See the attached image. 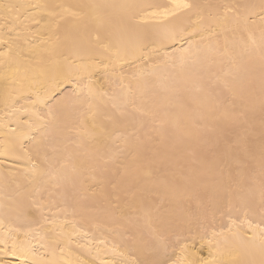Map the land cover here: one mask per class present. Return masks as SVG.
I'll return each instance as SVG.
<instances>
[{
  "label": "snow or ice",
  "instance_id": "snow-or-ice-1",
  "mask_svg": "<svg viewBox=\"0 0 264 264\" xmlns=\"http://www.w3.org/2000/svg\"><path fill=\"white\" fill-rule=\"evenodd\" d=\"M18 7L14 4L0 5V19L6 25L12 23L10 30H15L14 21L19 18ZM30 7L44 11L49 18L46 23L51 25L56 42L61 39L68 42L77 56L83 54L91 60L100 55L108 59L111 63L104 64L105 71L110 70L113 76L119 74L120 87L126 90L125 102L113 103L112 111L104 112L94 103V98L97 95L106 96L108 93L98 92L91 80L82 84V78L77 79L71 90L65 92L57 102L61 107L49 108L47 120L57 128L75 125L68 128L69 133L75 135L65 137L63 150L66 155L60 169L53 172L54 178L71 182L86 173L94 181L87 185L92 190L93 197L105 196V189L110 185L116 200H120L119 193L123 192L127 197L124 206L131 207L133 213L142 214L135 219L127 218L133 226L127 238L139 253L130 264H195V260H172L168 255L174 230L193 212H202L206 199H212L217 204L227 201L231 209L233 198L241 192L248 195L246 217L254 209L258 194L259 223L253 224L247 219L243 222L253 230L252 239L256 240L258 237L259 243L253 245L256 252L250 254L251 258L234 259V264H264V0H259L258 5L248 2L235 6L225 5L223 16L211 11L205 15V9L212 6L202 5L196 0H173L170 6L81 3L35 4ZM149 7L162 9L150 13V17L156 21L151 32L144 31V24L137 21V17L145 19L140 16V12ZM101 9L112 11L101 13ZM113 15L117 18L114 25L116 43L101 45L102 51L87 46L85 37L93 29L96 31L94 40L99 44V30L110 22ZM255 15H260L262 22L258 37L247 28L248 21ZM178 18L190 21L191 24L185 26L184 23H172ZM216 24L230 25L233 33H241L239 42H230L225 37L222 48L219 43L216 46L210 45L208 51L211 56L203 60L192 59V63L198 65L199 71L210 72L214 64L222 66L227 62L228 68L223 77L217 76L212 80L211 87L221 88L232 96L240 95L243 91V88L238 90L236 87V82L241 78H245L249 94L259 87L258 132L256 103L252 101H246L239 108L225 110L217 117L212 114L218 111L219 102L205 104L207 116H202L201 119L211 118L217 123L205 126L200 120H193L190 129H182L176 120L168 118L165 101L153 97L136 103L135 100L127 99L138 92L143 95L142 85L147 78L156 75L160 67V64L150 63L154 57L152 51H146L149 44L179 43L180 47L176 51L180 53L179 68L183 70L192 57L193 50H200L199 45L203 40V37L196 40L193 35L199 36L203 31L211 32ZM0 42L8 44L4 35H0ZM175 55V52L169 54L170 57ZM126 58L141 62L131 76H126L122 70ZM100 62L103 63V60ZM170 62L176 66L174 61L168 59L163 63ZM74 68L82 74H89L87 63L73 66L69 62L67 74L55 80L51 88L56 89L60 85L59 91L63 92V85L72 83ZM195 90L205 93L207 101L209 93L202 84L197 83ZM48 95L49 91H46L45 98ZM36 96L33 104L44 102L39 92ZM193 101L201 103L196 97H193ZM24 111L29 109L25 108ZM33 115L40 121L45 120L38 113ZM28 126L29 129L33 127L32 124ZM129 127L130 131H119ZM145 127L148 131L142 136L140 130ZM168 127L177 130L178 143L189 141L187 148L192 157L190 162L183 163L182 158L176 154L177 143L169 144L166 141L164 131ZM24 135L32 139L27 133ZM73 146L75 151L69 150ZM34 147L39 154L40 142L37 141ZM11 149L12 146L5 144L3 154L8 155ZM25 155L29 160L32 159L28 152ZM77 157H84L88 166L78 167L74 163ZM122 157L127 158L126 162H122ZM44 158L47 160L46 154ZM162 167L163 172L160 171ZM142 180H150L151 184L141 185ZM107 211L112 212L114 208ZM138 220L143 222V226L136 223ZM234 224L233 220L228 229L221 228L218 232L213 230L207 241L209 248L212 249L213 244L219 248V237L227 238L228 234L235 236L236 233L232 230ZM180 239L177 235L176 242ZM186 248L187 245H184L182 251ZM199 264L222 262L210 251L209 257H201Z\"/></svg>",
  "mask_w": 264,
  "mask_h": 264
},
{
  "label": "bare ground",
  "instance_id": "bare-ground-1",
  "mask_svg": "<svg viewBox=\"0 0 264 264\" xmlns=\"http://www.w3.org/2000/svg\"><path fill=\"white\" fill-rule=\"evenodd\" d=\"M173 0H0V5L14 4L19 6V18L12 23L5 24L0 19V35L8 40V44L0 42V264H130V261L139 255L136 248L128 240V233L132 230L128 217L135 219L142 215L133 213L131 207H125L127 197L120 192V200L112 195L111 186L105 189V196L91 195L88 184L94 183L85 173L82 177L73 181L58 180L53 177V172L60 169L63 158L66 155L64 148L65 137L69 133V124L65 128H57L47 120L49 108L59 109L60 97L69 92L77 79L82 78V84L92 81L98 92H106L108 95H97L94 103L104 112L112 111V104L125 102V89L120 87L119 74L113 76L105 71L104 64H110L108 59L97 55L89 59L86 55L77 56L72 46L61 39L55 41L52 35L51 25L46 23L48 17L41 9H35L30 5L35 4H66L77 5L81 3L96 4H122L133 3L138 5L170 6ZM202 5H211L205 9V15L209 11L223 16L225 5L235 6L243 3L259 4V0H196ZM161 8L149 7L141 10V20L144 31L151 32L156 23L150 17L153 11ZM101 13H109L110 9H101ZM259 11L258 9L256 10ZM193 19H195L193 17ZM35 21H39L36 23ZM117 21L115 15L109 23L99 30V44L94 40L95 29L85 37L86 45L102 51L101 45H114L116 35L114 25ZM172 23L185 26L191 24L178 18ZM262 22L260 15H255L248 21L247 28L259 36ZM191 27H197L191 25ZM191 27L189 32H191ZM215 33V35H212ZM61 37L63 33H60ZM241 33H233L230 25L216 24L209 31H203L193 38L202 42L199 51L193 50L192 57L187 61L183 70L179 68L180 53L176 51L179 43H151L146 51H152L153 59L150 63L160 64L157 74L147 78L142 85L143 95L139 92L127 97L129 101L140 103L144 99L163 100L167 104L168 118L176 120L182 129H190L193 120H200L202 125L213 126L216 120L208 118L205 104L219 102L218 111L212 114L219 116L223 111L232 107L239 108L246 101L256 103V124L258 132L259 122V98L260 91L257 86L251 94L245 86V78L236 82L238 90L243 88L240 95L232 96L221 88L211 87V81L217 76L223 77L228 68L227 62L222 66L213 65L210 72H201L198 65H193L192 59L203 60L211 56L208 47L223 46L225 37L230 42H239ZM175 52V57L169 54ZM7 54V55H5ZM166 59L175 62L163 63ZM103 60V63L100 61ZM87 63L89 74H82L79 70H73L72 83L63 85V92L51 86L55 80L67 74L68 64ZM141 62L126 58L122 70L126 76L137 69ZM202 84L209 93L205 101V93L195 90L196 84ZM49 95L45 98V92ZM44 98V102L33 104L36 101V93ZM193 97L201 103H195ZM28 108L29 111H24ZM130 110V109H129ZM44 116L45 120H38L36 115ZM29 124L33 127L29 129ZM38 126V127H37ZM131 127L121 128L119 131H130ZM148 131L147 127L140 130L143 136ZM32 136L29 139L28 136ZM166 141L177 143L176 154L182 158L183 163L191 161L187 145L176 141L177 130L168 127L164 131ZM40 142L39 154L35 150L36 142ZM109 143H111L109 141ZM12 146L8 155L3 154L4 145ZM22 144V147H21ZM55 149V151H54ZM69 150L75 151L74 146ZM28 152L32 159L29 160L25 153ZM45 154L47 160H45ZM122 157V162H126ZM74 163L78 167H87L88 161L84 157H77ZM164 171L163 167L160 170ZM258 172V168L256 169ZM159 175V173L157 174ZM141 185L151 184V181L142 180ZM84 197H87L85 199ZM248 200L246 192H241L233 198L232 207L229 209L227 201L217 204L212 199H206L205 207L200 213L193 212L186 217L183 223L174 230L170 238L168 255L172 260L183 258L195 260L199 264L201 257L208 258L213 251L215 257L222 264H234V259H249L251 253L256 252L254 244L259 243V238L253 240V230L244 223L250 220L253 224L260 221V205L258 194L255 198L254 209L245 216V206ZM114 208L109 212L107 209ZM235 221L232 230L235 236L228 234L227 238L219 237V248L213 244L209 248L208 239L213 230L228 229L231 221ZM143 226L142 221H136ZM181 237L176 242V236ZM184 245L186 250L182 251ZM258 258V253H256Z\"/></svg>",
  "mask_w": 264,
  "mask_h": 264
}]
</instances>
